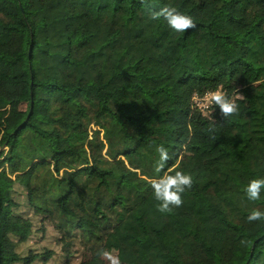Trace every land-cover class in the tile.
Listing matches in <instances>:
<instances>
[{"label":"trees","instance_id":"1","mask_svg":"<svg viewBox=\"0 0 264 264\" xmlns=\"http://www.w3.org/2000/svg\"><path fill=\"white\" fill-rule=\"evenodd\" d=\"M165 5L196 27L152 19ZM263 27L264 0H0V264L53 256L19 250L37 217L64 250L127 264H264V218L247 219L264 192L244 191L264 175ZM216 90L239 112L205 113ZM159 145L193 176L165 212Z\"/></svg>","mask_w":264,"mask_h":264},{"label":"clouds","instance_id":"2","mask_svg":"<svg viewBox=\"0 0 264 264\" xmlns=\"http://www.w3.org/2000/svg\"><path fill=\"white\" fill-rule=\"evenodd\" d=\"M150 12L152 19L163 17L167 25L177 32H184L190 27H196L193 17L179 11L175 6L165 5L159 9H150ZM211 101L219 106L224 117L239 112V105L220 90L211 93ZM156 151H158L159 157L155 161V170L160 175L152 179L150 184L155 199L159 201V210L161 212L171 211L172 206H180L183 203V193L192 186L193 176L183 169L167 174L164 169L166 162L170 159V152L163 145H159ZM244 191L249 200H259L264 192V175L250 179ZM261 218H264V210L261 209H253L247 215L249 221H259ZM98 255L106 258L109 264H122L119 254L110 249H100Z\"/></svg>","mask_w":264,"mask_h":264},{"label":"rangeland","instance_id":"3","mask_svg":"<svg viewBox=\"0 0 264 264\" xmlns=\"http://www.w3.org/2000/svg\"><path fill=\"white\" fill-rule=\"evenodd\" d=\"M264 32V27L263 30ZM225 94V91L220 90ZM208 97H203L198 100L200 108L204 110L205 113L209 112V106L212 105L211 93H208ZM21 191V189H20ZM19 200L25 203V197L23 193L19 192ZM27 214H32V211L26 206H23ZM34 220V233L26 241L23 242L19 250L22 253H28L30 249L36 251H43L46 249H51L54 251L53 256L48 262H36L35 264H109L106 258L98 255L100 249H110L118 254V248L113 245H106L104 247L95 245H85L79 239H76V243L71 247L70 251L64 250L62 245L58 241V234L54 230L52 224L48 221H40V218H33ZM122 264H127L122 261Z\"/></svg>","mask_w":264,"mask_h":264},{"label":"built area","instance_id":"4","mask_svg":"<svg viewBox=\"0 0 264 264\" xmlns=\"http://www.w3.org/2000/svg\"><path fill=\"white\" fill-rule=\"evenodd\" d=\"M205 96L208 97L209 94L207 93ZM205 96H203V97H205ZM203 97H196V102H197V105H198L199 107H201V106H200V104L198 103V100L201 99V98H203ZM211 103H213V102H211ZM201 109H202V108H201Z\"/></svg>","mask_w":264,"mask_h":264}]
</instances>
